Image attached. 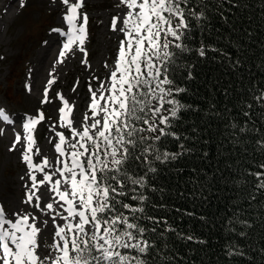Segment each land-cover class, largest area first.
<instances>
[{
    "label": "snow or ice",
    "instance_id": "6c2138e0",
    "mask_svg": "<svg viewBox=\"0 0 264 264\" xmlns=\"http://www.w3.org/2000/svg\"><path fill=\"white\" fill-rule=\"evenodd\" d=\"M60 3L66 7L62 15L66 30H50L58 33L61 40L57 61L63 63L76 49L84 54L81 63L87 65L89 16L80 12L84 0ZM25 4L26 0H20L21 8ZM224 4L238 7V0H118L116 7L123 6L126 11L122 17L112 16L110 22L112 32L117 31L119 22L123 36L114 65L107 80L101 81L96 90L89 83L91 115L86 112L76 127L71 118L73 108L63 95L59 96L63 101L59 126L69 129L70 137L55 133L58 142L53 145L54 162L50 163L47 157L42 163L34 162V130L45 119L43 111L38 109L35 116L24 114L21 120L24 136L16 133L9 151H17V145L22 149L20 159L26 171L20 179L26 176L30 182L24 185L22 203L32 205L35 197L33 207L47 218L41 219L38 227L37 217L31 211L14 209L9 214L0 204V264H177L179 253H174V249L178 243H207L194 232H185L174 221L170 222L172 211L189 218H197L196 213L175 204L170 207L168 200L173 194L156 181L165 168L175 169L178 174L183 172L178 163L198 151V138L186 134L182 126L186 113L198 114L200 109L183 97L190 91L186 82L196 80L197 65L208 60L209 53L221 52L202 37L213 27L214 15L227 23L229 18L222 11ZM227 58L231 60L230 56ZM242 66L240 59L230 63L233 71ZM104 67L109 65L105 62ZM49 75L41 104L49 103L48 91L56 82ZM25 87L31 91L30 85ZM225 95H229L227 90ZM254 104L264 110V87L248 89V98L241 97L234 105L237 111L225 124L230 144L243 143L248 136ZM215 109L212 104L204 115L222 118V113ZM0 121L14 123L3 108ZM197 131L196 127L191 129L192 133ZM202 143L206 146L209 141ZM254 143L257 151L264 152V138H257ZM35 155H39L38 148ZM196 158L207 159L208 152L201 150ZM258 169L264 170V163ZM261 170L249 173L256 179V191L264 190ZM190 171L197 173L196 168ZM38 174H42L39 179ZM233 179L239 192V178ZM189 183L195 186L194 190L177 191L176 199L208 200L204 195L207 184L201 182L198 173L189 178ZM43 185L47 187L42 193L45 203L41 207V196L36 192ZM234 208L225 231L245 237V229L252 224L238 214L239 205ZM159 212L168 215H157ZM198 219L203 222L207 218ZM43 229L47 231L42 232ZM224 254L232 259L245 255L238 241L232 240L225 242Z\"/></svg>",
    "mask_w": 264,
    "mask_h": 264
},
{
    "label": "trees",
    "instance_id": "16d2710c",
    "mask_svg": "<svg viewBox=\"0 0 264 264\" xmlns=\"http://www.w3.org/2000/svg\"><path fill=\"white\" fill-rule=\"evenodd\" d=\"M222 11L229 18L227 23L214 15L213 27L202 37L221 52L209 53V59L197 65L196 80L186 82L190 91L183 97L185 102L200 109L198 114L186 113L182 126L186 134L198 138V151L178 163L177 167L183 168V172L178 174L175 169L165 168L156 181L173 194L168 200L170 207L175 204L196 213L197 218H189L182 212L172 211L170 222L174 221L181 230L194 232L207 241L205 244L178 243L174 249V253H179L177 264H264V190L256 191V179L249 175L261 170L258 165L264 163V152L257 151L254 143L257 138H264V116L261 115L264 110L254 104L253 115L245 118L249 119L250 132L243 143L230 144V134L225 129L227 120L237 111L234 107L237 100L247 99L250 88L264 87V0H238V7L224 4ZM212 56L216 60H212ZM236 59H240L243 66L233 71L230 63ZM225 90L229 93L227 97ZM212 104L222 113V118L204 115ZM193 127L198 129L197 133L191 132ZM205 139L209 141L206 146L202 143ZM201 150L208 152L207 159L196 158ZM192 168L197 169L201 182L207 184L204 189L207 201L175 198L177 191L190 193L194 190L189 178L197 173H192ZM234 177L239 178V192L234 186L237 182ZM249 193L256 198L251 199ZM234 205H239L238 214L252 224L250 229H245V237L228 235L225 231L224 226L236 211ZM157 215L168 214L159 212ZM199 216L207 219L202 222ZM227 240L238 241L245 255L234 259L226 257Z\"/></svg>",
    "mask_w": 264,
    "mask_h": 264
},
{
    "label": "rangeland",
    "instance_id": "374dc122",
    "mask_svg": "<svg viewBox=\"0 0 264 264\" xmlns=\"http://www.w3.org/2000/svg\"><path fill=\"white\" fill-rule=\"evenodd\" d=\"M117 3L118 0H84V7L80 12L89 16V38L85 44L88 54L86 65L81 63L84 54L76 49L68 54L63 63L57 61L61 40L58 33L50 30H66L62 19L66 7L60 0H55L54 3L52 0H26L22 8L20 0H0V108L5 109L14 120L11 125L0 121V129L3 130L0 134V204L4 205L9 214L14 209L31 211L37 217L38 227L39 221L47 217L33 207L35 197L32 205L22 203L26 191L24 185H30V182L26 176L24 180L20 179L26 171V166L20 159L21 146L17 145L15 152H10L9 148L16 133L24 136L21 128L24 114L35 116L39 109L43 111L45 119L34 130V162L42 163L44 157L50 163L54 162L53 145L58 142L55 133L63 132L66 137H70V130L59 126V108L63 107L60 95L73 108L71 118L74 127L79 125L86 112L91 115L88 110V85L90 83L92 89L96 90L101 81L107 80L116 59L119 41L123 38L119 33V22L116 32L110 30L112 16L122 17L126 11L123 6L117 8ZM45 41L48 42L47 45ZM105 62L109 68L104 67ZM50 73L56 82L49 88V103L41 104L47 81L51 78ZM26 84L31 86L30 92L26 89ZM23 143L22 139L21 144ZM37 148L39 155H35ZM40 175L42 174H38V179ZM45 187L47 185L40 186V191L36 192L37 196H41V207L45 203L42 195ZM47 239L51 242L52 237L49 235Z\"/></svg>",
    "mask_w": 264,
    "mask_h": 264
}]
</instances>
